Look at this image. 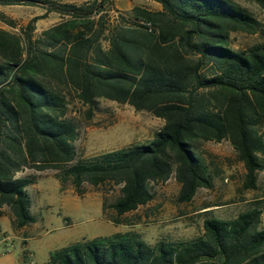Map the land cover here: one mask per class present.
<instances>
[{"label":"trees","instance_id":"trees-1","mask_svg":"<svg viewBox=\"0 0 264 264\" xmlns=\"http://www.w3.org/2000/svg\"><path fill=\"white\" fill-rule=\"evenodd\" d=\"M153 1L160 11L122 13L107 9L108 0L51 3L61 21L37 39L32 25L23 35L0 28V209L9 208L17 229L36 222L28 193L35 178L19 176L26 169L57 171L62 189L71 182L79 197L86 184L119 187L111 208L123 216L151 203V186L173 175L181 204L212 189L196 149L228 141L246 170L243 188L258 189L264 44L237 51L230 41L256 35L258 21L233 0ZM0 21L14 27L5 14ZM100 100L148 112L164 127L148 144L77 161L70 106L88 107L91 118ZM262 215L253 207L233 220L207 218L204 234L186 241L150 245L136 233L83 240L53 252L48 264H264Z\"/></svg>","mask_w":264,"mask_h":264},{"label":"rangeland","instance_id":"rangeland-1","mask_svg":"<svg viewBox=\"0 0 264 264\" xmlns=\"http://www.w3.org/2000/svg\"><path fill=\"white\" fill-rule=\"evenodd\" d=\"M35 1L0 6V13L13 20L14 26L0 21V28L23 35L25 29L32 25V37L37 39L61 19L58 14L49 11L51 3L82 6L97 0ZM233 1L248 10L258 21L259 31L256 35L232 34L231 47L242 51L264 44V6L257 0ZM134 7L155 11L157 5L153 0H108L106 5L107 9L122 13ZM69 115L79 130L75 143L77 161L132 145L148 144L164 127V121L148 112H139L128 104L121 105L108 100L99 101L91 118L88 117V107L77 102L70 106ZM196 155L209 168L214 187L200 189L189 204L178 202L180 185L175 175L166 184L151 186L154 194L151 203L123 216H118L111 208L120 196L119 187L105 189L86 184L83 187L85 194L79 197L71 182L59 191V182L50 179L45 190L51 197L48 200L40 198L31 189L34 197L32 213L36 218L34 224L22 230L17 229L9 208L0 209L4 214L0 218V242L11 243L14 246L13 253L22 250L24 264H46L52 251L75 242L117 233L139 234L150 245L161 240H191L204 234L205 219L214 217L231 220L257 205L263 207L264 227V169L258 175V189L247 191L243 188L245 167L228 141L200 143ZM260 159L264 166V154L260 155ZM24 172L26 176L34 178H55L57 174L55 170L45 171L42 175H37L38 171L32 169ZM104 204L106 211L103 209Z\"/></svg>","mask_w":264,"mask_h":264},{"label":"crops","instance_id":"crops-1","mask_svg":"<svg viewBox=\"0 0 264 264\" xmlns=\"http://www.w3.org/2000/svg\"><path fill=\"white\" fill-rule=\"evenodd\" d=\"M155 4L157 5V8L155 11H160L162 9L161 5L157 2H155ZM61 21V19L59 20V22ZM57 22V23H59ZM56 25V24H55ZM27 170V169H26ZM43 172H37V175H42ZM21 175V176H20ZM25 175V176H24ZM20 177H27L25 172H22L19 174ZM50 179H54L53 181H55L56 178L54 177H51V178H46L44 176H37L34 180V183L28 188V193L30 195V198H31V201H32V212L34 213V200H33V195L31 193V189H34L36 191V194L39 195L40 198H47V200L49 198H51L47 193H46V188H47V182H49L48 180ZM214 179V178H213ZM57 180V179H56ZM58 181V180H57ZM59 182V181H58ZM214 187V186H213ZM259 187V186H258ZM59 191L61 189V185L59 183V187H58ZM199 192V191H198ZM198 194V193H197ZM197 196V195H196ZM195 196V198H196ZM60 198V197H59ZM46 200V202H47ZM254 207H259L262 212H263V207H261L260 205H257V206H254ZM253 208V207H252ZM207 209H210V208H207ZM138 211V210H136ZM206 211V210H204ZM135 212V211H134ZM241 214V213H240ZM236 218V217H235ZM234 218V219H235ZM233 220V219H231ZM262 222H263V215H262ZM2 223V222H1ZM6 246H7V243H5V241L2 243L0 242V264H24V259H23V256H22V250L19 251V253H13V251L10 253V254H5L6 252ZM14 247V246H13ZM28 249L30 250V247L28 245ZM56 251V250H55ZM55 251H52L50 252L49 254V259L47 261L46 264L49 263L50 261V256L53 252ZM32 258H33V254H32ZM36 264V263H35Z\"/></svg>","mask_w":264,"mask_h":264},{"label":"built area","instance_id":"built-area-1","mask_svg":"<svg viewBox=\"0 0 264 264\" xmlns=\"http://www.w3.org/2000/svg\"><path fill=\"white\" fill-rule=\"evenodd\" d=\"M13 249H14L13 245L11 243H7L5 254H10L13 251Z\"/></svg>","mask_w":264,"mask_h":264}]
</instances>
